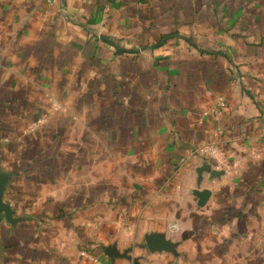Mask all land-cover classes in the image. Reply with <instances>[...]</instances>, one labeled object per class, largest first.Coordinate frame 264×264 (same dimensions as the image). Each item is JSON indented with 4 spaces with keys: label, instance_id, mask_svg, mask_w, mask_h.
I'll return each instance as SVG.
<instances>
[{
    "label": "crops",
    "instance_id": "1",
    "mask_svg": "<svg viewBox=\"0 0 264 264\" xmlns=\"http://www.w3.org/2000/svg\"><path fill=\"white\" fill-rule=\"evenodd\" d=\"M50 1L0 0V264H264V0Z\"/></svg>",
    "mask_w": 264,
    "mask_h": 264
},
{
    "label": "water",
    "instance_id": "2",
    "mask_svg": "<svg viewBox=\"0 0 264 264\" xmlns=\"http://www.w3.org/2000/svg\"><path fill=\"white\" fill-rule=\"evenodd\" d=\"M204 172H208L212 179L216 177H220L224 174L222 171L214 170L211 165H206L202 167L201 169H199L198 171L200 180L203 179ZM196 196L199 198L200 204H204L207 201L208 197L210 196V192H199L197 193ZM157 246L164 247L165 245L163 241L160 239H152L148 243V247L150 249H154ZM131 251L132 250L130 249V250L125 251L124 253H120L116 246H111L105 249L104 254L112 261H114L117 258H123V259H127L131 261L133 259L131 255H129Z\"/></svg>",
    "mask_w": 264,
    "mask_h": 264
},
{
    "label": "built area",
    "instance_id": "3",
    "mask_svg": "<svg viewBox=\"0 0 264 264\" xmlns=\"http://www.w3.org/2000/svg\"><path fill=\"white\" fill-rule=\"evenodd\" d=\"M52 4L55 3V0H51L50 1ZM2 57H0V66L2 65ZM48 100L49 102L52 104L51 110L55 111V110H60L61 106L60 104L56 103L55 99L51 96H48ZM218 107L220 108V110H223L226 107V101L225 99L221 98L218 101ZM217 112V111H214ZM218 114H220V112H217ZM46 121V117H41L39 118L35 123H33L29 129L31 132L36 131L37 129H39ZM202 153L204 154H209L211 158L216 159L217 155H218V151L216 148L214 147H204L202 149H200ZM97 264H102L101 262H99L98 260L95 261Z\"/></svg>",
    "mask_w": 264,
    "mask_h": 264
}]
</instances>
